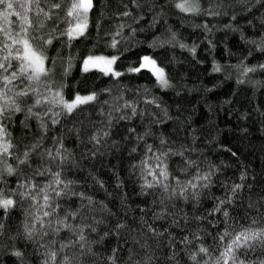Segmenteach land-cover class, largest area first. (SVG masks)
<instances>
[{"label": "trees", "instance_id": "1", "mask_svg": "<svg viewBox=\"0 0 264 264\" xmlns=\"http://www.w3.org/2000/svg\"><path fill=\"white\" fill-rule=\"evenodd\" d=\"M175 2L179 0H138L136 7L131 0H94L87 32L70 42L59 35V28L65 27L59 24L47 50L55 61L54 87L64 85L66 98L94 91L96 102L70 115L55 116L59 109L53 108L43 116V128L35 117L25 118V113H16L8 123L15 155L39 146L30 153L28 164L7 158L16 173L0 177L5 195L23 191L19 185L29 179L37 185L47 183L51 172L61 169L46 153L55 155L60 149L68 157L62 178L73 181L70 192L83 193L84 199L62 198L56 216L63 219L87 204L86 198L93 201L96 211L87 220H67L73 227L84 223L97 229L84 233L97 255L83 257V264H106L105 257L113 249L116 264H192L189 255L201 245L214 257L215 238L226 228L264 226V0H199V13L182 12ZM124 4L130 16L119 15ZM120 24L122 35L111 48V37ZM89 54L118 56L114 68L123 75L114 78L97 69L84 72L82 61ZM144 56L164 69L168 87H161L149 68L128 71L139 67ZM69 61L71 67L65 72ZM217 67L219 71L214 70ZM126 103L136 108L135 115L124 108ZM53 118L59 122L53 124ZM101 131L108 135L95 144L91 137ZM146 145L157 155L169 152L164 161L170 175L169 194L173 189L179 193L176 180L185 184L198 173L211 172L209 186L197 189L196 200L191 190L184 199L160 188H142L140 161ZM37 170L46 175H36ZM234 185H242L235 194ZM12 198L15 207L8 212L0 209L4 225L0 264H20L15 251L23 252V264H42V246L58 251L59 245L73 238L62 229L26 240L21 226L30 201L19 195ZM229 198L232 203L223 205L227 218L213 212L220 200ZM92 216L100 223H94ZM117 223L124 227L117 230ZM149 226L156 235L148 231ZM65 254L79 256V251L69 247L58 253ZM247 259L259 264L264 249L256 246Z\"/></svg>", "mask_w": 264, "mask_h": 264}, {"label": "snow or ice", "instance_id": "2", "mask_svg": "<svg viewBox=\"0 0 264 264\" xmlns=\"http://www.w3.org/2000/svg\"><path fill=\"white\" fill-rule=\"evenodd\" d=\"M131 3L136 7L140 6L138 0H131ZM94 7V0H0V165H4L0 168V177H3L4 173L9 176L16 173V168L7 163V158H14L20 165L28 164L30 153L39 146L32 145L20 155H15L14 149L16 146L13 144L11 133L8 131V123L13 115L25 113V118L35 117L41 122L43 128L46 127L43 116L52 112L53 108L59 109V112L54 114L55 116H58L60 112L70 115L77 109H81L82 106L96 102L98 94L94 91L86 95L76 92L71 98H66L63 93L64 85L54 87L55 61L47 55L48 47L53 44L59 24L63 23L65 25L64 28H59V35L67 37L69 42L85 35L89 27L90 13ZM123 7L124 11L120 12L119 15L123 17L130 16L132 13L128 10L127 4H124ZM175 7L185 13H199L200 11L199 0H179V2H175ZM50 24L51 29H49ZM123 28V24L116 26L109 47L115 48L117 46L119 43L117 37L122 35ZM132 31L135 32V29H132ZM118 59L119 57L116 55L89 54L82 61V70L88 72L97 69L104 75L119 78L123 73L116 71L113 67ZM142 61L143 63L139 67L129 68L128 71L139 72L141 68L151 65L152 67L149 70L156 76L160 86H169L164 69L158 67L154 59L144 56ZM70 67L71 62L69 61L65 72ZM261 67L264 68V65H261ZM214 70L219 71V68L217 67ZM245 71L251 72L254 69L246 68ZM34 108L42 109L43 114L41 111H34ZM124 108L130 109L132 115L136 114V108L133 105L126 103ZM51 122L56 124L59 121L53 118ZM109 123H111L110 120ZM107 135L108 132L101 131L98 135L92 136L91 140L95 144H99L100 137ZM163 143L164 141L161 140V144ZM148 153H152V156L148 157ZM46 154L51 159L57 160L58 168L62 170L64 161L68 159L67 155H62L60 149H57L55 155L50 150ZM168 155V151H160L157 155L151 145L145 146V158L140 161V166L143 169L141 176L144 180L142 188H160L165 194H169L170 185L167 181H169L170 175L164 162ZM176 155H180V153H176ZM150 161L155 163L151 164ZM61 170L51 172V179L44 184H34L31 179L21 183L19 187L24 190L18 194L9 192L5 195L2 186H0V209L8 212L15 207L17 201L12 197L16 195H19L21 200H29L30 212L26 213L21 226L23 229L22 235L26 240L33 241L36 236H47L49 230L59 233L62 229H66L73 237L69 240V243L59 245L58 251L49 249L46 245L42 246L44 248L42 264H57L58 259L59 264H75L76 261L83 264V257L97 255L88 246V238L84 233L85 231L94 233L97 229L91 224L84 223L73 227L67 223V220L80 217L83 222L89 218L88 214L96 211V209L92 207L93 201L91 198H86L87 204H81L75 211L67 213L63 219L56 216L57 210L60 208L59 201L62 198L69 195H79L84 199L83 193L70 192L73 181L63 179ZM48 171L50 172V170ZM36 175L45 176L46 173L37 170ZM210 176L211 172L198 173L185 184H181L179 180H176L175 183L180 189L179 193L173 189L169 195H179L187 199L186 193L191 190V198L196 200L199 196L197 189L207 188ZM148 177H152V180L150 181ZM243 178L242 175L241 179ZM241 187L242 185H234L231 188L232 193L235 194ZM226 203L230 205L232 203L231 198L220 200L214 207L213 212H221L227 218L229 213L223 209V205ZM91 219L94 223H100L94 216ZM0 220H2V217H0ZM256 223L255 220L252 221L253 225ZM115 227L119 230L124 225L117 223ZM3 229L4 225L0 222V235L3 234ZM148 231L156 235L155 230L150 226ZM215 240L218 243L214 257L208 248L201 245L189 255L192 264H201V262L202 264H254V262L248 261L247 257L250 251L255 250L256 246L264 249V226H241L239 229L233 228L231 231L226 228ZM184 242H188L187 237H184ZM69 247L77 248L79 256L58 255V253H63L64 249ZM13 255L20 258V264H23V252L15 251ZM105 261L106 264H116L117 253L115 249L112 250L109 256L105 257ZM129 261H132L131 253L129 254ZM132 264H139V262L132 261ZM259 264H264V260H260Z\"/></svg>", "mask_w": 264, "mask_h": 264}, {"label": "rangeland", "instance_id": "3", "mask_svg": "<svg viewBox=\"0 0 264 264\" xmlns=\"http://www.w3.org/2000/svg\"><path fill=\"white\" fill-rule=\"evenodd\" d=\"M156 65L158 66V64H157V63H156ZM113 67H114V66H113ZM151 67H152V66H151V65H149V66H148V67H146V68H149V69H150ZM158 67H159V66H158Z\"/></svg>", "mask_w": 264, "mask_h": 264}]
</instances>
